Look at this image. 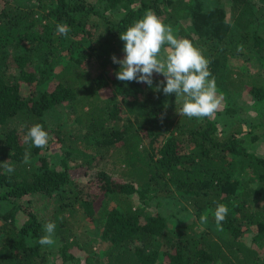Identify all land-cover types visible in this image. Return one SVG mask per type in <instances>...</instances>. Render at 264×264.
<instances>
[{"label":"trees","instance_id":"obj_1","mask_svg":"<svg viewBox=\"0 0 264 264\" xmlns=\"http://www.w3.org/2000/svg\"><path fill=\"white\" fill-rule=\"evenodd\" d=\"M2 1L0 206L8 212L0 210V264H50L51 255L80 264L70 251L84 241L72 221L78 213L97 221L108 246L101 262L94 245L87 247V264H264L255 245L264 241V156L242 143L248 121L233 117L238 109L230 107L220 112L232 119L223 124L214 116H180L182 97L118 80L120 66L111 59L124 56L120 33L151 10L167 25L191 23L189 30L179 26L180 36L210 60L216 88L227 97L247 90L263 101L264 75L235 70L230 62L246 51L261 53L264 62V30L254 27L264 17V0H231V20L202 0ZM59 23L70 27L67 36L57 33ZM163 79L154 73V84ZM107 88L113 94L104 98L100 91ZM61 104L70 108L68 129L46 117ZM37 123L49 133L42 149L24 142ZM251 126L264 130V119ZM48 149L64 155L52 163ZM111 159L113 170L97 169ZM5 161L14 165L12 173ZM92 171L86 189L78 178ZM33 198L53 203L51 213ZM136 199L144 205L157 199L160 210L144 215ZM174 199L216 228L180 220L172 228L165 203ZM217 203L229 210L219 225ZM17 211L26 216L20 227ZM50 221L55 244L41 246ZM246 232L253 234L250 243Z\"/></svg>","mask_w":264,"mask_h":264},{"label":"clouds","instance_id":"obj_2","mask_svg":"<svg viewBox=\"0 0 264 264\" xmlns=\"http://www.w3.org/2000/svg\"><path fill=\"white\" fill-rule=\"evenodd\" d=\"M56 31L67 36L71 29L66 23H59ZM120 39L124 41V56L118 58L113 54L111 57L112 62L120 66L115 73L118 80L145 83L155 92L162 90L166 97L175 94L176 100L182 97L183 104L177 112L180 116L210 118L215 115L221 100L216 92V79L209 69L210 60L190 39L175 35L172 27L165 25L151 10L120 33ZM154 73L162 74L164 79L154 84ZM167 106L168 102L165 101L161 121L166 115ZM24 142L36 148H45L49 133L41 124H34L28 129ZM28 157L26 151L25 162ZM4 168L7 173L14 171V165L7 161ZM228 211L226 205L217 203L214 218L218 225L226 219ZM207 220V215H201V223H207ZM55 228V223L51 221L44 225L45 234L38 240L41 246L55 244Z\"/></svg>","mask_w":264,"mask_h":264},{"label":"rangeland","instance_id":"obj_3","mask_svg":"<svg viewBox=\"0 0 264 264\" xmlns=\"http://www.w3.org/2000/svg\"><path fill=\"white\" fill-rule=\"evenodd\" d=\"M89 1H94V0H89ZM202 1H203V6L206 9H210L215 6L222 7L225 13L227 14L228 20L232 19L231 18V0H202ZM13 2L16 3V0H13ZM260 3L264 4V2L262 1H260ZM2 5H3V1L0 0V6ZM164 24L167 25L166 23ZM180 25L181 26L183 25V27L186 28V30H189L191 27V23L187 21H181L175 26L170 25L173 29L174 34L177 35L178 37H181L179 33ZM254 27L257 30H259V32L263 33L264 17L263 19H259L254 24ZM163 50L164 49L162 48V52ZM260 56H261V53H258V52L249 53L248 51H246V52H243V54L241 55H237L233 57L231 59L230 64L235 70L242 69L243 72L245 73H248L249 70H254L253 73L259 72L261 73V75H264V62L259 61ZM94 70H95L94 68L93 69L91 68V72H93ZM262 82L264 83V77H263ZM216 92H217V96L221 100V103L214 117L220 118L219 124H223V122L225 123L227 121H232L231 117H222L220 115V112H223L229 107L234 108V109L237 108L238 112L236 113V116H233V117L248 121L247 123H245V130H247L248 133L250 132L248 136L249 139L247 138L246 132L240 135V138L242 139L246 138L244 141H242L243 145L248 146V148L251 151L256 152L259 156H264V130L259 129V128H253L251 126L252 124L259 122V120L264 119V100L258 101L247 90L233 94V95H229L228 97L223 92H221L218 88H216ZM100 94L102 97L105 98V97L111 96L113 92L111 89L107 88V89H102L100 91ZM234 95H236V97L233 99V103L235 105L232 104V106H230V103H232V97ZM69 116H70V108L68 107V104H61L55 107L50 112H48L46 117L48 120H50L54 124H58L59 122L64 123V126H66V128L68 129V126L71 124V120L69 119ZM72 124H73V121H72ZM46 155L48 156V158L50 159L52 163H55L56 161L61 159L64 153H61L59 149H48V152H46ZM112 161H113L112 159L109 162H106L104 160L100 161L99 166H97V169L101 167V168H105L106 170H113L114 165ZM34 164L40 167L42 162L37 158ZM95 172L96 171H92L88 176H83V177L78 178V181L83 186H85L84 188L86 189L89 188L87 186V183L89 182V180H92ZM33 200L37 201L38 199L36 200V198H33ZM136 202H137L136 204H139V206H142L144 215L146 214L151 215L155 213V211L160 210V208L157 205V199H154L149 204H145V205L139 203L138 199H136ZM37 204L38 205L43 204L44 205L43 208H47L46 210L49 211L48 214L51 213L53 203L46 204L44 201L38 200ZM165 204L168 206V212L165 209L164 205L161 206V210L163 212H167L171 214L170 216L172 220L170 221V225L172 226V228H174L175 226H178L179 220L182 221V223L184 222L185 224L196 221L198 225L200 224L199 227H201L203 230L206 227H210L214 229L216 228V226L212 225L209 220H207V223L201 224L198 221V219L192 214V212L191 214H188L185 209L186 204L183 203L182 199L170 200L166 202ZM0 210H2L4 213L8 212V208H6L5 206H0ZM16 213L17 215H16V220H15L14 225L20 227L25 221L26 216L24 215L22 211H17ZM72 221L75 223V227H76L75 234L77 235V237L82 236V239L84 240L83 242H81L82 243L81 248L76 246L70 250L73 252V254H75V256L81 257L82 261L80 264H87L85 262V258L87 254L86 248L91 245H94L93 249L95 250V257L98 260V262L104 261L106 257L105 254L108 251V246H107V242L103 240V238L101 237L102 230L97 227V221H94L90 219L89 217H85L81 215L80 213L76 214L73 217ZM246 233H247L246 238L250 243L252 240L253 234H251L250 232H246ZM255 245L259 247L262 250V254H264V241L261 243H256ZM50 258H51L50 264H74L70 261L69 262L64 261L63 257L60 255H51Z\"/></svg>","mask_w":264,"mask_h":264}]
</instances>
